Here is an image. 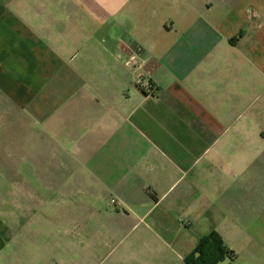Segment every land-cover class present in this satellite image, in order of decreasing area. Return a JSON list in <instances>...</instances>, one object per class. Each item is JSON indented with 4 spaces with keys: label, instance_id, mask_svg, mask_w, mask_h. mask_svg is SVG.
Instances as JSON below:
<instances>
[{
    "label": "crops",
    "instance_id": "0c3cea01",
    "mask_svg": "<svg viewBox=\"0 0 264 264\" xmlns=\"http://www.w3.org/2000/svg\"><path fill=\"white\" fill-rule=\"evenodd\" d=\"M0 104L56 121L160 264L212 233L264 264V0H0Z\"/></svg>",
    "mask_w": 264,
    "mask_h": 264
},
{
    "label": "rangeland",
    "instance_id": "374dc122",
    "mask_svg": "<svg viewBox=\"0 0 264 264\" xmlns=\"http://www.w3.org/2000/svg\"><path fill=\"white\" fill-rule=\"evenodd\" d=\"M0 117L1 264H160L159 256H169L149 251L152 236L134 245L146 228L126 234L132 224L126 228L130 221L112 214L108 191L71 147L64 149L56 121L44 124L4 104ZM255 121L264 129V110ZM244 175L252 177L250 170ZM257 176L264 181V170ZM94 209L102 211L97 218ZM245 252L238 261L248 260Z\"/></svg>",
    "mask_w": 264,
    "mask_h": 264
},
{
    "label": "trees",
    "instance_id": "16d2710c",
    "mask_svg": "<svg viewBox=\"0 0 264 264\" xmlns=\"http://www.w3.org/2000/svg\"><path fill=\"white\" fill-rule=\"evenodd\" d=\"M225 256L232 257L225 248L221 237L216 233H212L208 238L201 240L194 255L187 259L186 263L218 264Z\"/></svg>",
    "mask_w": 264,
    "mask_h": 264
},
{
    "label": "built area",
    "instance_id": "2783aa9c",
    "mask_svg": "<svg viewBox=\"0 0 264 264\" xmlns=\"http://www.w3.org/2000/svg\"><path fill=\"white\" fill-rule=\"evenodd\" d=\"M137 60L136 58H130L129 61H128V65L130 66H133V65H136L137 64ZM141 83V80L140 79H137V84H140ZM115 201H112V203H114Z\"/></svg>",
    "mask_w": 264,
    "mask_h": 264
}]
</instances>
